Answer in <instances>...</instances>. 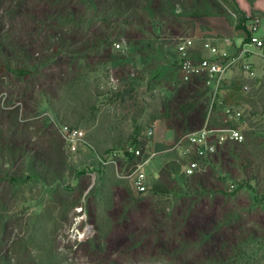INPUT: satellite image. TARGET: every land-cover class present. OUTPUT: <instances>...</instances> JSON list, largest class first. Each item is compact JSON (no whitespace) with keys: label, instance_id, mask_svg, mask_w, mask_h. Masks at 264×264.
I'll use <instances>...</instances> for the list:
<instances>
[{"label":"rangeland","instance_id":"rangeland-1","mask_svg":"<svg viewBox=\"0 0 264 264\" xmlns=\"http://www.w3.org/2000/svg\"><path fill=\"white\" fill-rule=\"evenodd\" d=\"M213 1L0 0V264H264V117L241 130L250 149L258 137L251 163L228 142L186 174V137L221 116L177 46ZM157 120L174 134L136 194L121 147L146 154ZM59 125L87 145L72 151Z\"/></svg>","mask_w":264,"mask_h":264},{"label":"built area","instance_id":"built-area-1","mask_svg":"<svg viewBox=\"0 0 264 264\" xmlns=\"http://www.w3.org/2000/svg\"><path fill=\"white\" fill-rule=\"evenodd\" d=\"M257 30L258 17L254 16L247 31V38L249 43L255 45L259 56L264 59V41L256 36ZM232 42L231 37L201 33L181 39L177 46L179 70L183 81L193 84L198 82L201 77H205V83L210 87L214 101L217 100L213 102V105L218 107L221 116L220 126L207 123L201 130L186 137L191 145L189 151L194 156L186 166L188 175L199 170V160L207 159L213 155L218 145L229 141L243 142L244 140L242 131L233 126L241 118L242 112L234 105L225 103L223 98H219L218 95L223 89L227 73L235 66L240 65L244 75L251 80L257 78V73L254 65L248 61L250 51L241 48L232 53L227 49V46ZM200 51H204L205 54H200ZM245 89L248 90V86H245ZM59 130L72 151L76 152L82 144L87 145L83 130L67 125H59ZM153 136L154 129H147L145 137L150 140L148 143L150 149L146 154L141 147H137L135 144L127 145L126 150L123 151V154L127 152L132 155L136 162L130 170L121 172L120 177L130 181L132 190L136 194L144 195L152 188L147 174V166L152 158L159 153L155 147ZM107 156H98L101 164L117 166L119 152L114 151Z\"/></svg>","mask_w":264,"mask_h":264},{"label":"crops","instance_id":"crops-1","mask_svg":"<svg viewBox=\"0 0 264 264\" xmlns=\"http://www.w3.org/2000/svg\"><path fill=\"white\" fill-rule=\"evenodd\" d=\"M214 1L215 3L213 5L217 10L203 8V11L199 12L200 15H198L197 19L194 21L195 27L191 31V36L199 35L201 33H208L211 35L231 37L233 42L231 45L227 46V49L232 53L238 51L241 48L249 50L250 53L248 54V61L254 65L257 73L256 79H248L242 72L240 65H237L229 72H233L234 74L231 80L233 81L239 77H244L250 82L257 80L264 82V59L259 56L255 45L249 43L247 38V31L252 24L253 17L257 16L258 30L256 36L264 41V0H255L253 3H250L248 0H235L239 9L243 11L247 17V21L244 23V28L238 27L237 17L235 14H233V17L227 15V11L229 12V9L226 5H224L220 0ZM200 54L204 55L205 52L200 51ZM229 73H227L225 81L227 78H229ZM224 91H226L225 88ZM160 123L162 124L161 128H159ZM153 129V140L156 144H165L168 142V140H166L164 137V131L173 132L172 129L167 127L165 121L162 120H157Z\"/></svg>","mask_w":264,"mask_h":264},{"label":"trees","instance_id":"trees-1","mask_svg":"<svg viewBox=\"0 0 264 264\" xmlns=\"http://www.w3.org/2000/svg\"><path fill=\"white\" fill-rule=\"evenodd\" d=\"M224 4L232 11L233 14L237 17V25L239 28H244V23L247 21V17L243 11L239 9L235 0H221ZM250 3H253L255 0H248ZM200 15V14H199ZM226 82V81H224ZM245 86H248V90L245 89ZM227 94L226 97L223 98L224 102L227 104L234 105L237 109L242 112V116L238 122L234 123L233 126L240 130H244V132L252 136L258 132H261L256 123H253V119L255 117H264V82L262 81H248L244 77H239L232 82H230L229 86L225 87ZM153 128V127H149ZM148 128V129H149ZM172 129V127H170ZM173 130V129H172ZM258 138V137H257ZM257 138L254 140L252 149L248 147V141L237 142V141H229L227 144V148L229 151H233V153L243 161V167H245V163H251L248 160H251L254 153L258 149V143L256 142ZM135 144L137 147H140L139 144L135 142L128 143L122 146V151L126 150L127 145ZM155 147L158 150L163 149L164 144L157 143ZM118 149H111L106 155L117 151ZM128 158L134 160L133 156L126 152L125 154ZM95 156L101 157L95 152ZM104 157V156H103ZM247 161V162H245ZM245 162V163H244Z\"/></svg>","mask_w":264,"mask_h":264}]
</instances>
